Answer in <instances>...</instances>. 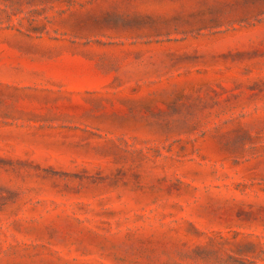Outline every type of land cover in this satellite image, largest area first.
Listing matches in <instances>:
<instances>
[{"label":"rangeland","instance_id":"rangeland-1","mask_svg":"<svg viewBox=\"0 0 264 264\" xmlns=\"http://www.w3.org/2000/svg\"><path fill=\"white\" fill-rule=\"evenodd\" d=\"M0 264H264V0H0Z\"/></svg>","mask_w":264,"mask_h":264}]
</instances>
